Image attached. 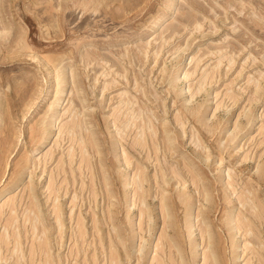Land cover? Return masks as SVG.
<instances>
[{
  "label": "rangeland",
  "instance_id": "1",
  "mask_svg": "<svg viewBox=\"0 0 264 264\" xmlns=\"http://www.w3.org/2000/svg\"><path fill=\"white\" fill-rule=\"evenodd\" d=\"M175 1L177 3H174L173 15L169 16V20L164 23L160 31L154 32L152 30L153 25L171 7V0H0V33L11 35L16 26H20L25 34L24 42L28 46L27 52L22 55L20 53L10 55L5 50L3 52L0 51L1 104L5 101V94L7 92L10 94L9 90L14 89V86L23 81H27L26 85L30 84L29 87L25 86L24 88L29 90L21 93L22 100L14 96L9 99L12 105V116L14 120L16 119L15 132L17 140L13 148L14 151L9 156L10 160L8 159V163L10 162L12 165L9 163L7 173L2 182H0V193L10 180L11 176H9V173L16 166L14 163L17 160L18 163L25 152L34 154L37 170L33 180L35 193L39 201L38 209L41 213V222L38 225L49 230L47 237L51 264H109L107 234L109 232L114 234V232L112 227H109L108 224L103 225L101 221L107 208V200L103 196L99 183L93 187L97 194L95 199L91 195L92 187L90 188L88 183H86L88 186L81 188V180L88 182L90 175L88 176L87 171H84L83 174L80 173L78 169L79 152L76 150L77 144L76 142H70L69 136L71 132L68 131V125L71 121L70 119L77 118L75 116L78 114L77 112H79V120L85 123L83 126L84 130L82 129L81 132L94 133L95 137L100 139L108 138L107 145L111 148L108 157L118 163L117 159L121 158V147L126 148L125 151L131 150L133 139L136 133L140 132V129L135 127L134 130L131 124L135 115H138V121L141 118V121H143L145 116V119L151 120L152 118V123L155 120V126L156 123L157 126H164L167 122L171 123L177 112H181L184 106H200L199 108L203 112L201 117L203 122L206 124L215 123L214 136L209 138L208 142H203V140L200 142V139L198 140L193 134L195 130L193 123L191 121L186 122L184 129H187L188 133L186 132L184 135V144L177 148L172 158H168L166 166L181 173L184 171L183 162H186L196 169L202 166L206 170L207 181L212 182L213 185L212 196L213 198L216 196L215 198L218 201V209L216 213L210 214L209 219H202L203 225H201H208L212 222L211 231L220 232L219 234L223 235L224 239H227L230 234H235L237 232L236 229L232 230V232L221 231L223 229L219 225V220L221 217L226 216L229 219L235 217L237 219L241 212L245 213L241 204L237 201V197L244 191V184L246 183H250L254 191L264 201V187L256 185L257 167L260 162L264 161V142L261 146L259 145L264 134L260 135V131L257 130L260 125L264 124V0ZM121 5H124V7H121ZM50 9L54 14L65 10L70 16L65 21L60 22V26L57 27L56 23L52 21L50 14L45 13L46 10ZM8 44L6 37L0 38V45L5 46ZM17 48H13L12 51L17 50ZM141 50L142 53L140 52ZM88 52L97 55L87 59L86 54ZM32 55H35L37 59H48L52 56L60 59L64 58V62L58 64L55 70L43 65L42 67ZM136 55H140L141 59L148 56L149 59L143 64L137 59ZM217 65L218 68L216 67ZM184 67L186 69H182ZM216 68L218 74L215 71L213 81L209 80L208 74H213ZM186 71L190 73L193 71L194 76L192 75L190 78L183 80ZM205 71L207 72V79ZM178 75L182 77L180 80ZM126 77L129 81L128 84H126ZM114 79L121 81L119 86L103 92V88L107 83L113 82ZM135 81L138 82L141 88V90L139 89L140 92L135 89ZM65 82H67L66 85H64ZM198 83H202L203 87L201 88L204 89L200 93L197 90L200 86ZM188 85L192 86L191 91L196 89L193 90L194 98L190 96L191 92H187ZM57 89L62 91V97L59 102L55 99ZM181 91H186L187 94L181 95ZM195 91L197 92L195 93ZM144 92L145 96L143 97ZM228 92L231 93L232 98L235 97L234 100L231 97L228 98L229 96L227 97L226 93ZM122 93L124 94L121 95ZM155 96H158L157 99ZM128 102L132 104L129 105L127 104ZM31 105L34 106L31 107ZM29 106L31 107L30 110ZM53 106H57L60 110V117L56 121V126H59L60 129L55 127L50 142L48 141L47 145L45 144L41 150L31 152L28 139L29 128L34 126L33 124L38 123L45 116L47 109ZM217 106L218 108H216ZM1 107L3 106L0 105ZM119 109L122 112L126 111L123 117L122 115L118 117L115 115ZM129 111L132 112L130 113ZM24 112H26L27 116L26 114L23 115ZM81 113L83 116L80 115ZM140 116L141 118L139 119ZM112 117L114 119H111ZM130 118L131 120H129ZM115 119L116 124L114 123ZM249 119L250 121L253 120L255 126L253 129L246 131V129L242 128L248 125L247 121ZM238 121L242 123L239 128L236 124ZM63 124L67 125L66 128ZM118 125L120 127H117ZM125 126H127L128 130L125 131L128 133L124 131ZM130 126H132V131L129 129ZM180 128L181 126H178L177 130H180ZM20 129L21 132L19 131ZM241 129L243 130L242 134L235 142L236 138H234V135ZM67 131L69 135L66 134ZM114 140L115 144H110V141L114 142ZM116 140L119 141L118 145H116ZM195 140L196 142H193ZM57 143L59 144L58 146ZM53 144L56 145L54 146ZM68 145L76 151L77 156L74 158L75 160H72L67 165L70 162ZM59 146L61 147L59 148ZM51 150L54 151V155L49 156L46 154L47 152L50 153ZM194 150H202L204 156L199 159ZM218 150H223L224 152L223 164L216 154ZM161 152L163 153V149L159 150L160 155L162 154ZM46 155L49 161L47 160L48 158L45 159ZM65 155L67 158H63ZM90 155L93 158V153L90 152ZM53 156H57L56 159ZM59 159L65 162L66 176H69V172L73 170L74 173L69 178H71V181L76 178L74 185L70 181L72 187L70 184L68 185L69 194L65 195L66 188L62 186L56 198V201L62 207L63 227L61 233L57 232L55 219H53L54 214L50 212L54 198H47L50 190L46 189L50 172L54 170L53 167L56 170ZM134 159L133 161L141 164L143 169L145 167L148 169L150 177L155 174L154 164L156 162L150 164L147 161L146 151L142 152V156L137 155ZM45 161L48 163L46 171L43 173ZM75 163L77 164L75 165ZM9 168H11V172ZM133 169L134 166L125 169V164L122 162L118 169L121 177L120 181L123 183L132 182L135 173V169ZM33 170V165L26 170L24 183L30 180ZM48 170L50 171L48 172ZM231 174L234 178L237 176L236 179L230 178ZM62 180L63 174L58 177L57 186L60 185ZM230 180L232 183H229L233 189L229 188L230 184L225 185ZM115 181L116 186H113L115 196L112 199L123 200L126 198L127 200L124 204L120 201L119 207L121 210H118L120 223L118 221L116 227L122 236L120 242L124 246V248L119 250V262L121 264H155L152 262V258L155 255V246L162 230V220L158 217V209L156 207L160 196L155 192V188L151 190L150 203L148 205L151 208V218L146 217L140 228L138 224L139 209L145 208L147 204L135 203L132 185H129L127 189L123 187V183H120L119 180L115 179ZM23 185H15L3 192L0 195V205L2 201L13 195L19 201L20 193L23 194V191H21ZM173 188L175 190L178 189V185ZM236 192L238 193L236 194ZM223 194L227 195V201L222 199ZM25 195L27 194L24 193ZM189 196L193 201V207L188 211L183 208H177L175 211L178 227L181 228V231H185L189 223L193 222L197 212L205 208L199 207V198L192 189L189 190ZM23 198L17 209L18 216L20 214L18 217L19 222L17 221L18 223L15 224L17 231L20 230L22 232V234L19 233V242L21 243H19L21 245L19 250H22L21 254L19 250L18 253L14 252L17 255L13 253V246L15 245L13 238L10 239L13 246L11 243L6 245L0 242V264H17V256L21 258L19 264H25L26 261V264L29 262V264H41V262H44L40 255L38 257V253L33 255V257L29 255L33 239L31 237L33 233H29V231H33L31 230V223L24 219L28 213L26 212L27 210L21 211L25 210L26 202L28 201L26 200L28 196ZM73 200H76L74 206L71 204ZM24 201L25 206L23 205ZM134 205L136 206L134 207ZM7 213L8 209L5 214ZM21 214L23 217H21ZM78 215L82 217L84 226L88 231L83 240L82 238H77L76 235V219ZM93 216L101 222L99 224L101 228L98 233L99 236L96 235L95 237V231L92 229ZM127 216L131 220L129 226L126 225ZM23 225L28 232L25 231ZM232 225H235V221L231 223ZM21 227L23 230H21ZM2 231L3 229L1 228L0 234ZM25 232L28 233V236ZM191 233H193L192 241L181 244V251L175 252L177 264H202L203 262L202 256H197V253L203 247V242L198 236V224L191 229ZM254 234L257 236V233ZM41 235L40 233L38 234L36 242L39 241V237H44ZM257 237L260 242H264V233L259 234ZM245 240L248 241L247 237L239 239V234L234 239L228 238L224 240L226 250L225 256H223L225 260L227 259V264H245V261L252 257L249 250H245L240 260H235L234 254H232L231 241L234 242L235 247L240 245L235 250L236 254H240L244 250L243 244L246 243ZM113 243V246L118 250V245L114 239ZM251 245H254L255 248L259 246L254 240ZM6 246L8 247L6 248ZM162 255L164 257L162 258L166 259V255ZM26 257L29 258V261ZM243 258L246 259L241 262ZM31 259H33V262ZM37 260L38 262H36ZM252 262V264H258L255 259Z\"/></svg>",
  "mask_w": 264,
  "mask_h": 264
},
{
  "label": "bare ground",
  "instance_id": "2",
  "mask_svg": "<svg viewBox=\"0 0 264 264\" xmlns=\"http://www.w3.org/2000/svg\"><path fill=\"white\" fill-rule=\"evenodd\" d=\"M121 1H124V0H121ZM126 1H130V0H126ZM171 1H172L171 7L168 9L167 12L162 14L157 19L155 24L153 25L152 30L154 32L160 31L162 26L164 25V23L169 20V16L173 15L174 3L176 1L175 0H171ZM121 7H124V5H121ZM45 13L50 14L52 21L56 23L57 27L60 26V22L65 21L68 18V16H70V14L66 13L65 10H62L60 13L54 14L51 12V9H50V10H46ZM1 37H4V38L6 37L9 44L5 45V46L0 45V51L3 52V50H5L10 55L13 53H16V54L20 53L22 55V54L27 52L28 46L24 42L25 34H24L22 27L16 26L15 30L12 32L11 35L10 34L8 35V33H5V34L0 33V38ZM116 40H118V39L116 38ZM15 47H18L17 50L12 51L13 48H15ZM140 52L142 53V50ZM95 55H97V54H95V53L92 54V53L88 52L86 54V58L91 59ZM32 56H34V58H36L35 55H32ZM137 59L139 61L143 62V64H145L149 58H148V56H145L144 59H141V56L138 55ZM82 60H84V59H82ZM155 60H156V58H155ZM36 61H38L41 64V66L42 65L47 66V68L50 67L51 69L56 70L58 64L64 62V58L60 59V58H56V57L52 56V57H49L48 59L42 58V59H37ZM230 61H232V60L230 59ZM232 63H233V61H232ZM232 63H231V65H232ZM216 67L218 68V65ZM217 68H216V70H214L213 74L212 73L211 74L209 73L210 75L208 74L209 77L207 76V72L205 71L206 73L205 72L204 73L206 75V79L208 77L209 80L213 81L215 71L217 73ZM182 69H186V67H184ZM212 71H213V69H212ZM49 72H51V71H49ZM118 75H120V74H118ZM192 75L194 76L193 71L191 73L186 71L184 73V76L182 75L183 80L190 78ZM121 76H123V75H121ZM178 76H179V78L178 77L177 78L180 80L182 77H181V75H178ZM125 79H126V84H128L129 81H128L127 77ZM201 79H202V77H201ZM206 79H205V81H207ZM171 80H170V82H171ZM120 82L116 81V79H114L113 82L107 83V85L103 88V92H105V90L106 91L110 90V89L112 90L113 88L119 86ZM26 83H27V81H25V82L23 81L22 83L17 84V86H14V89L9 90L10 94L8 92L5 94L4 103L2 102V104H1V102H0V105L3 106L0 108V182H2L5 174L7 173L6 171H7L8 165L10 163V162L8 163V159H9V156L12 153V151H14L13 148L15 146V141L17 140L16 132H15V126H16L15 120L16 119L14 120V118L12 116V112H11V108H12L11 106L12 105L10 104L9 99L12 96H14L18 99H21L22 98L21 93L29 90V89H24L25 86L29 87V85H30L29 83H28L29 85H26ZM202 83L201 84L198 83V84H200L199 88L195 86L196 88H198L197 90L199 91V93L201 90H204L201 88V87H203ZM66 84H67V82H65L64 85H66ZM206 86H207V84H206ZM191 87H192L191 85H188L187 92H191L190 96L192 98H194L193 97L194 96L193 90H196V89H193L191 91ZM32 89L34 90V88H32ZM135 89H137L139 92L141 90L137 81H135ZM187 92L181 91V95H186ZM196 92L197 91H195V93ZM123 94L124 93H122L121 95H123ZM48 95H49V93H48ZM141 95H142V92H141ZM197 95H198V93H197ZM226 95H227V97L229 96L228 98H230L232 96L231 93H229V92L226 93ZM233 95H234V93H233ZM144 96H145V92L143 93V97ZM61 97H62V91H60V89H57L56 95H55L56 101L59 102ZM157 97H156V99H157ZM51 98H52V96H51ZM225 98H226V96H225ZM234 98L231 97V99H233V100H234ZM36 99H37V97H36ZM122 99H123V97H122ZM132 100H133V98H132ZM255 100H256V98H255ZM35 101H37V100H35ZM35 101H34V103H35ZM56 101H55V103H57ZM69 101H70V99H69ZM120 101H121V99H120ZM129 103L130 102H128L127 104H129ZM132 103H133V101H132ZM131 104H129V105H131ZM135 104H134V106H135ZM219 104H218V106H219ZM28 105H30V104H28ZM16 106H18V105H16ZM33 106L31 105V107H33ZM40 106H42V105H40ZM124 106H125V104H124ZM218 106L216 108H218ZM31 107L29 106V110L31 109ZM44 107H45V105H44ZM119 107H120V105H119ZM199 107L200 106H196V105L184 106L182 111L177 112V114L174 116L173 121L171 123L167 122L164 126H157V123L155 126V120H153L154 123H152V118H151V120H149L148 118L145 119V116H144L143 121H141L142 118L140 116L139 119L140 118L141 119H140V121H138L137 120L138 115H135L133 118L131 116L132 121H133V122H131V124H132L133 128L135 127L136 129H140L139 130L140 132L136 133V136L134 137L133 143L130 147L131 150L125 151L126 148L124 149L121 147V151H120L121 152V158L117 159L119 161L118 163H116L113 159L108 157L109 151L111 152V148L108 147V145H107L108 144V142H107L108 138L107 139H100V138H96L94 133H91L88 131H86L85 133H84V131L81 132L82 129L84 130L83 126L85 123H83L81 120H79V117H78L79 112H77L78 114H76V112H75L76 115L74 114L78 119L74 115L73 116L76 119H74V118L70 119L71 121L69 122V125H68L69 126L68 131L71 132L70 133L71 135L69 136L70 142H72V143L76 142V144H77L76 150H78V152H79L78 153L79 158L77 157L79 159L78 160V162H79L78 169H79L81 174H83L84 171H87L88 176L90 175L88 182H86V181L83 182V180H81V188H84L87 185L86 183H88L90 185V188L92 187L91 195L95 199L97 194H96L93 187L97 183H99L100 189L103 192V196L107 200V208L104 212V215H103V218L101 221H102L103 225L108 224L109 227H112V231L114 232V234L111 232H109L107 234L108 235V243H107L108 244V246H107L108 254L107 255H108L109 264H121V262H119V257H120L119 250L121 248H124L123 244H121V242H120L122 236L118 232L119 230L117 229L116 226H117L119 218H120V216L118 217V210H121V208L119 207V205H120L119 203H120V201H122L124 204L127 200H126V198H124L123 200H118V199L113 200L112 199V197L115 196V190L113 189V186L116 183L115 179L119 180L120 183H123L122 181H120L121 177H120V173L118 172L119 171L118 170L119 165L122 162H124V164H125V169H129L131 166H134V169H135V173H134V176L132 178V182L128 181L126 183H123V187L128 189L129 185H132V192L134 191L133 196H134L135 203L139 202L141 204H147V206L145 208L142 207L139 209L138 224H139L140 228H141V225L145 222L146 217H150L151 208L148 205L150 203L149 197H150L151 190H153L155 188V192L158 193V196H160L158 198L159 200H158V203L156 204V207L158 209V217L162 220V230L159 234V238H158V241H157L156 246H155L156 251H155L154 257L152 258L153 263H155V264H177V262L175 261V252L181 251V248H180L181 244H183L185 242H191L192 241L193 233H191V229L193 227H195L196 224H198V231H199L198 236L200 237V240L203 242V247H202V250L197 253V256H202V260H203L202 264H227L228 263L226 261L227 259L225 260V258H224V256H225L224 253L226 250V244H224V242H225L224 240H227L228 238L234 239L238 234H239V239H241L242 237H247L248 241L245 240L246 243L243 244L244 250L240 254L235 253V250L237 248H239L240 245L235 247L234 242L231 241L230 246L233 249L232 254H234L235 260H240V258L243 256L245 250H249V251H251L252 257L246 261H245L246 258H243L241 260V262L245 261V264H252L253 263L252 261L255 259L258 262V264H264V242H260V239L257 237V236H259V234L264 233V201L261 200V197L254 191L252 185L250 183L244 184L245 185V189L243 188L244 191H242L240 195L238 194L239 197H237V201L241 204L245 213L241 212L237 219H235L236 217L229 219V217L226 216L223 218L221 217V219L219 220V225L223 229L221 231L224 232V230H227V231L232 232V230H235V229L237 230V232L235 234H233V235L230 234V235H228L229 237L227 239H224L223 235L221 236L219 234L220 232L218 233V232H212L211 231L210 228L213 227L212 222H211V224L202 226L203 225L202 219H209L210 214L216 213L217 209H218V201L216 200L217 198H215L216 196L214 198L212 196V186L213 185H212V182L207 181L208 177H206V170L202 166H199L196 169V168L190 166L189 164H187L186 162H183L184 171L181 173H178L174 169L167 168V166H166V164L169 160L168 158L169 157L172 158L173 155L175 154L177 148L180 145L184 144L183 138L187 132L186 131L187 129H184V125L186 124V122L191 121L193 123V126H194L193 128H195L193 134H194V136L197 137L198 140L200 139V142H202V140H203V142H208V139L212 138L214 136V133H215L214 131L216 129L215 123L214 122H212L211 124L204 123L203 120L201 119L203 112L200 110ZM38 110H39V108H38ZM127 110H128V108H127ZM131 110H133V109H131ZM67 111H69V110H67ZM59 112H60V110L57 106L49 107L47 109V111L45 112V116H43L38 123L33 124L34 126H31L29 128L28 139H29V145H30L31 152H37V151L41 150L42 147H44L48 141L50 142V138H52V134L55 131L54 128L59 127V126H56V121L60 117ZM139 112H141V111H139ZM215 112H216V110H215ZM125 113H126V111L122 112L121 109H119L115 115L117 117L122 115V117H123ZM25 114H26V112H24L23 115H25ZM113 114H114V112H113ZM113 114H112V116H113ZM128 114L129 113L127 111V115ZM133 114H131V115H133ZM80 115L83 116L82 113ZM127 115H125V116H127ZM26 116H27V114H26ZM116 116H115V118H116ZM119 118H117V119H119ZM131 118L129 120H131ZM111 119H114V118L112 117ZM125 120H127V119H125ZM19 121H20V118H19ZM115 121H116V119L114 120V123L116 124ZM121 121H122V119H121ZM117 122H119V121H117ZM105 124H107V123H105ZM236 124H237V127L239 128V126L242 123L240 121H238ZM247 124L248 125L243 126L242 129H246V131H249V130L253 129L255 126L253 120L250 121V119L247 121ZM63 125H65V124H63ZM119 125L121 126V124H119ZM119 125L117 127H120ZM122 125H123V123H122ZM124 125H125V123H124ZM66 126L67 125H65V128H66ZM127 126H125L124 131L127 130ZM132 126H130V128H129L130 131H132ZM178 126H181L180 130H177ZM135 128H134V130H135ZM59 129H60V127H59ZM63 129H64V126H63ZM107 129H108V127H107ZM242 129L238 130V132L234 135V138H236L235 142L238 140L239 136L242 134V131H243ZM257 130L260 131V133H259L260 135L264 134V124L260 125ZM19 131L21 132V129ZM68 131L66 134L69 135ZM127 131H125V132H127ZM62 132H64V131H62ZM133 134H135V133H133ZM120 135H122V134L120 133ZM132 138H133V136H132ZM262 138H263L262 141L259 143L260 146L264 142V136ZM123 139H124V137H123ZM176 141H177V143H176ZM59 142H60V140H59ZM70 142H68V143H70ZM118 142L119 141L116 140V145L119 144ZM193 142H196V140ZM58 143H57V146L59 145ZM72 143H71V146H72ZM110 144H115V140H114V142L110 141ZM196 144H198V143H196ZM123 146H124V144H123ZM60 147L61 146H59V148ZM68 147H69V145H68ZM74 147H75V145H74ZM59 148H57V149L59 150ZM70 148L72 149V147H69V151L67 150L68 156L70 159V162L67 163V165L70 164L72 162V160H75L74 158L77 156L76 151L73 149H72L73 150L72 151ZM54 149H56V148H54ZM160 149H163V153L161 152L162 153L161 155L159 154ZM143 151H146L147 161H149L150 164L153 162H156V164H154L155 165L154 166L155 174L151 177L149 176L148 169L146 167H145L146 169L145 168L143 169L141 164H139L136 161H133L135 156H137V155L142 156ZM90 152L93 153V158L90 155ZM194 152L197 154L199 159H201L204 156V153L202 150H194ZM46 154H48L49 156L54 155V151L51 150L50 153L47 152ZM216 154L219 156L220 162L223 164L222 161L224 160V156H225L223 150H218V152ZM22 155H23V153H22ZM33 155L34 154H32V153L28 154L27 152H25V154L20 158L19 162L17 163V161H18L17 160L14 163V165H16V166L12 172L10 171L11 168H9V171L11 172V173H9L10 174L9 176H11V177H10V180L8 181V183L7 184L5 183L6 185H5L4 189H2L3 191L0 193V195L15 185L21 186L24 184L23 188L21 190V191H23V194L20 193L21 196H20L19 201H18V198L13 195V196H9L7 199L2 201V204L0 205V231H1V228L3 229L2 233L0 234V236H1L0 242L4 243L6 245H10V243H11L10 239L13 238V242L15 243L14 246L12 245L13 243H11V245L14 247L13 253L14 252L18 253V250L21 249V248H19V247H21V245H20L21 243L19 242V240H20L19 239V233L22 234V232H20V230L17 231L15 224L19 222L18 217L20 216V214L18 216V213H17V211H18L17 209L19 207V204L22 203V199H24L23 197L28 196V199H26V200H28L26 202V208L24 207L25 210H21V211L27 210L26 212H28V213L26 214V212H25L26 217H24V219H25V221H27V222L29 221L31 223V230L33 231V232L29 231V233H33L32 234L33 236H31V237H33V239H32V243H31V248L29 249V255L33 257V255L38 253V257L41 256L43 258L42 259L44 261L43 263L51 264V260L49 259L50 258L49 250L50 249H49V243H48V237H47L49 230L46 229L45 227L44 228L39 227V225H38L41 222V213L38 209L39 201H38V197L36 196V193H35L36 190L34 187V180H33L34 175H35L36 170H37V164H35V157ZM66 155L63 158H67ZM61 156H63V155H61ZM53 157H55V156H53ZM56 157H55V159H56ZM47 158L48 157L46 155L45 159H47ZM245 158H244V162H245ZM47 160L49 161V158ZM150 160H152V161H150ZM261 161H262V158H261ZM208 162H210V161H208ZM47 163L48 162L45 161L44 169L42 171L43 173L46 171L45 169L47 168ZM77 163H75V165ZM10 165H12V164L10 163ZM32 165L34 166L33 174L30 175L31 176L30 180L28 182L24 183V181H25L24 174H25L26 170L29 167H31ZM73 167H75V166H73ZM53 169L54 170L50 172V176L48 179V187H46L47 190H50L47 198L48 199L54 198L53 207L50 210V212L52 214H54L53 219H55V225L57 228V229L56 228L55 229L57 230V232L61 233L62 227H63V223H62L63 214L61 212L62 211L61 204L56 201V198L58 197V192H59L60 188H62V186H64V188H66L65 189V195L69 194L68 193V185L70 184V181H71L70 180L71 178H69V176L73 175L74 172H73V170H71L69 172V176H66L67 169L65 167V162L62 161L61 159L58 160V163L56 165V170H55V167H53ZM49 171L50 170H48V172ZM37 173H38V171H37ZM62 174H63V180L60 182V185L57 186V179ZM256 175H257L256 185L258 187H264V161L259 163V165L257 167ZM168 176H170V177L168 178ZM230 176H231L230 178H232V177L234 178V176L232 174ZM236 177L234 179H236ZM7 178H9V177H7ZM60 178H62V177H60ZM75 182H76V178H74L71 181V183L73 185ZM229 182H231V180L226 182L225 185L230 184ZM186 183H188V184L186 185ZM72 184H70L71 187H72ZM175 185H178V189H176V190L173 188ZM234 186H236V185L234 184ZM229 188L233 189L231 184L229 185ZM46 189H45V193H46ZM190 189H192L194 191V193L197 195V197L199 198V201H200L199 207L201 206V207H205V208L201 209L197 212V214L194 217L193 222L189 223V225L187 226V229L185 231L184 230L181 231V228L178 227V221L176 219L177 217H176L175 211L177 208H183V209L188 211L189 209H191L193 207V203H192L193 201L191 200V198L189 196V190ZM239 190H240V188H239ZM234 191H236V190H234ZM24 193H26L27 195L24 196ZM237 193L238 192H236V194ZM222 199L224 201H227V195L223 194ZM75 201L76 200H73L71 202L72 206H74ZM51 202H52V200H51ZM51 202H50V204H51ZM201 202H202V204H201ZM230 202H229V204H230ZM23 205L25 206V201H24ZM135 206L136 205H134V207ZM22 208H23V206H22ZM7 209H8V213L5 214ZM75 209H76V207H75ZM200 216H202V217H200ZM21 217H23L22 214H21ZM128 218L129 217L127 216V218H126L127 219V222H126L127 226H129L131 224V220ZM234 221H235V225L231 226V223ZM27 222H26V224H27ZM100 223H101L100 220L99 219L96 220L93 216L92 229L95 231L94 237L96 235L99 236L98 233L101 230V228L99 226ZM119 223H120V221H119ZM122 223L124 224L123 221H122ZM122 223H121V225H122ZM186 223H187V221H186ZM26 224L24 223V225H26ZM179 226H180V224H179ZM27 228H28V226H27ZM47 228H49V227H47ZM76 228H77V230H76L77 238L79 237V238H82V240H83V237L87 234L88 231L86 230V227L84 226L83 219H82V217H80V215H78V218L76 219ZM21 230H23L22 227H21ZM167 230H169V231H167ZM25 231L28 232V230H26V227H25ZM39 233L42 234L44 237L43 238L39 237L40 238L39 241L36 242V239H37ZM254 233H257V236ZM26 234L28 236V233H26ZM58 235H59V233H58ZM248 236H250V238H248ZM113 239L118 245L117 246L118 250L113 246V244H114ZM29 240H30V238H29ZM253 240L255 241L256 244L259 245L258 248H255L254 245L250 246V244L252 243ZM1 245H3V244H1ZM29 246H30V244H29ZM227 246H228V243H227ZM7 247L8 246H6V248ZM73 248H74V246H73ZM70 250H71V248H70ZM21 251L22 250H19L20 254H21ZM69 253H70V251H69ZM14 254L17 255L16 253H14ZM161 254H165L166 259H163L164 257H163V255L161 256ZM51 256H52V254H51ZM22 257H23V255H22ZM229 257H230V255H229ZM20 259H21L20 256L16 257V260H18L17 264H19ZM1 260H2V258H1ZM27 260L29 261V258H27ZM31 260L33 262V259H31ZM36 262H38V260ZM26 263H27V261H26ZM43 263L41 262V264H43Z\"/></svg>",
  "mask_w": 264,
  "mask_h": 264
}]
</instances>
